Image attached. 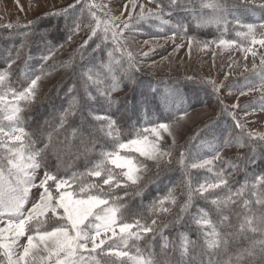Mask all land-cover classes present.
I'll return each mask as SVG.
<instances>
[{"label": "snow or ice", "instance_id": "obj_1", "mask_svg": "<svg viewBox=\"0 0 264 264\" xmlns=\"http://www.w3.org/2000/svg\"><path fill=\"white\" fill-rule=\"evenodd\" d=\"M130 2L134 10L135 0ZM76 5H81V16L71 15L72 24L68 26V39L71 40L72 35L85 31L87 38L82 41L80 47L86 49L94 42V38H100L97 30L101 21L97 19L96 10L107 6L87 3V0H75V4H69L67 8L52 14L70 15V10ZM20 7L23 10V7ZM123 7L126 8L127 5ZM139 7L138 15L133 16L129 12L127 18L123 12L112 15L113 9L108 8L104 13L106 19L103 40H107L108 33L111 32L113 43L123 49L124 45L119 39L122 30H128L131 35L138 23L152 19L159 20L162 24L168 23V20L164 19V7L160 4H157L156 10L146 9L144 5ZM167 7L170 14L172 10L181 7L180 0H168ZM259 7L264 10V4ZM85 12L92 18L86 27L83 21ZM31 26L32 21L25 25L28 28ZM0 27L12 29L20 25L8 23ZM243 27L246 31H238L236 35L243 37L247 44L240 47L245 53V59L248 54L253 57L251 71L253 74L258 72L261 81L259 87L249 84L248 91H241L240 95L259 91L264 101V54L260 55L259 65L255 62L258 55L256 46L264 49V22L247 23ZM177 34L174 33L171 37L173 41ZM195 39L189 37V48ZM236 43L232 39L218 41L219 46L223 47H231ZM181 46L183 45L177 47ZM208 47L209 42H203V48ZM100 48L101 44H97L96 49ZM54 54L55 50L50 48L48 56L43 59L47 61ZM142 54L148 55L147 52ZM128 59L134 66L132 52H128ZM13 63L15 60L10 59L8 67L0 71V88L5 89L0 94V112L4 113L3 118L8 122L7 125H0V264H164L159 258L160 254L152 250V245L160 229L168 226L158 223L161 218L158 214L171 212L168 205H175L176 197L169 191L167 195L154 200L151 204L150 223L139 213L131 214L125 198L143 195L148 183V180L143 178V173L150 167L148 161H152V166L157 169L154 174L157 178L161 171L172 165L179 120L171 124L149 120L148 125L135 131L132 138L122 141V128L113 116L97 114L94 118L99 123L88 127L86 125L90 122L82 114L85 123L79 129L74 128L71 135L79 138L80 145L99 144V158L95 162L89 161L84 172L74 173L71 177L61 176L58 174L59 165L56 171L47 165V155L52 149V134H48V142L44 143L36 132L26 130V116L37 99L38 81L41 76L36 75L25 85L15 86L10 80ZM245 69L248 70L247 66ZM81 79L84 85L88 84V79L83 76ZM205 82L212 83L216 91H219L215 82ZM117 87L118 84L114 82L104 92V99L109 106L112 103L111 92ZM86 95L88 100L96 101V97L91 93ZM87 103L88 101H85L86 106ZM221 107L222 111H229L223 107V101ZM238 107V103L232 105L233 109ZM69 114H74V104L59 117L55 130L65 128ZM91 114L90 111L89 115ZM230 114L240 136H247V141L240 143V146L249 147L252 153L251 156L237 157V161L230 162L236 171H240L238 162L242 159L245 166L253 163L257 148L258 154L264 158V133L247 131L236 113ZM185 116L187 112L179 119ZM164 133L172 138V143L167 147L162 143ZM109 140L111 149L105 151V144ZM237 142H240L239 139ZM56 143L60 148H67L73 141L66 136L64 141ZM37 144L43 146L37 147ZM75 147L78 156L81 149L79 146ZM133 153H138V156ZM186 154L187 149L181 151L176 162L185 172V180L189 185L188 199L180 206L179 212L171 222L189 225V230L196 232L197 237L196 240H190L186 234L181 233L178 248L175 244L172 245L173 254L178 251L179 255L170 264H197L191 257V250L197 247L200 248L198 264H264V174L255 177L251 183L245 181L239 188L233 189L232 174L226 173L221 167L211 182H197L198 187H192L193 178L188 175L189 169L211 172L214 160L221 161V165L225 162L219 152L211 159L191 163L186 162ZM84 155L87 157V151ZM57 158L59 159L58 153ZM40 169L44 170L43 176L37 183V172ZM33 189H40L38 198L30 208H26ZM120 192H123V196ZM220 193L227 194L222 196ZM194 196L206 202L210 200L213 207L197 206V211L189 213V218L185 219L182 214L188 212ZM161 237L165 243L161 246L160 253L167 255L170 242L162 233ZM237 237L246 239L247 244L235 245ZM22 238H25L26 242L22 243ZM140 241L144 242L145 247L140 246Z\"/></svg>", "mask_w": 264, "mask_h": 264}, {"label": "rangeland", "instance_id": "obj_2", "mask_svg": "<svg viewBox=\"0 0 264 264\" xmlns=\"http://www.w3.org/2000/svg\"><path fill=\"white\" fill-rule=\"evenodd\" d=\"M168 5L167 0H161ZM232 3L238 5H261L262 3L258 0H228ZM87 3H95L97 5H106V8L97 9V19L101 21L100 27L97 30L98 35L100 31L103 30L105 15L104 13L108 8H112V15H119L121 12L127 14L132 13L133 16H136L140 12V5H144L146 9H157L158 1L153 0H135L136 8L133 10L131 7L130 0H87ZM197 3H200L197 0ZM208 5L214 10L212 17L214 23L224 26L226 18L221 17L225 10L224 4L218 0H210ZM69 4H75V0H0V25H7L12 23L16 25L19 23L20 27H14L8 29L6 27H0V44H3L6 37L17 38L18 40L24 39L25 44L32 46L33 49L47 50L52 48L55 50V54L44 61L41 66V71L39 75L41 80L38 81V96L29 110H34V120L35 124H41L44 111L42 110L43 106H47V101H49L56 92L62 88L61 86L65 82H75L78 89L81 93H84L85 101H88L87 106L83 105L82 113L86 114L87 120L90 122L86 126L91 127L97 125L99 122L95 120V115L105 114L104 110H101V104L96 101L88 100L86 93H91L92 96H99L98 92H101V96L104 95L106 89H109L108 84L105 79L100 75L97 70V62L93 53L96 55L98 49L93 46H88L86 49H81L80 45L84 39H86V32L80 31L78 34H74L71 37V40L68 39L69 28L68 26L72 24L71 15L76 17L81 16V5H76V7L70 12V15H53L52 13L58 12L63 8H67ZM127 5V7H123ZM162 6V4H160ZM228 5V4H227ZM23 10H21V7ZM163 7V6H162ZM168 10V11H167ZM165 11V20H168L167 24H162L159 20L152 19L148 22L138 23L131 35H129L128 30H122V33L119 37L121 44L124 45L122 49V54H124V64L125 67L120 68L119 64L114 63L112 59L109 60L108 64L105 67V70L109 72L111 76L110 86L115 82L118 84L117 90L119 89V77L123 78L129 74L134 76L137 79L143 80H168L172 82H179L186 88L191 89L192 91L198 92L199 104H197L194 109L187 112V116L183 119L177 118L168 121V123H173L179 120L176 126V148L173 150V163L172 165L160 172V175H163L165 172L169 174L171 171L179 172L180 164L176 161L179 160L180 152L188 148L192 136L205 124L215 120L219 115L226 114L230 112H235L240 120L245 124V128L249 132L253 133H264V101L261 99V92L252 91L247 95L241 96V91H248V85L253 84L259 87L260 77L259 73L253 74L251 71L253 57L251 54L247 55L245 59V53L241 50V45H246L247 41L241 36H233L229 39L235 40L237 43L231 47L219 46V39H213L210 35H183L181 33L175 32L176 25L172 23V20L169 19L171 16L169 14V9L164 8ZM167 11V12H166ZM167 13V14H166ZM236 14V12H235ZM168 16V17H167ZM92 18L87 15L85 12L83 14L84 26L86 27L89 20ZM28 21H32V26L30 28L25 27ZM190 21V20H189ZM95 26V25H94ZM239 27L236 31H246V28ZM174 33L176 35L175 40L173 41L171 37ZM111 35V33H108ZM189 37H195L196 39L192 42L191 48H189ZM95 41V38H94ZM147 41V43H145ZM215 41V43H213ZM203 42H209L208 48H203ZM113 44V43H112ZM62 45V47H61ZM178 45H183L177 47ZM1 46V45H0ZM258 50V55L255 57V62L257 65L260 63V55L264 54V49L256 46ZM113 54L117 56L116 50L113 49ZM128 52H132L135 64L132 65V62L128 59ZM147 52L148 55H143L142 53ZM126 55V56H125ZM111 58V57H110ZM82 59V60H81ZM139 70H135L136 67ZM247 66V71L245 69ZM18 64L13 65V68L17 69ZM135 67V68H134ZM129 75V79H130ZM88 79V84L84 85L83 80ZM90 77V79H89ZM115 77V78H114ZM191 77V79H189ZM125 80V79H124ZM127 81V79H126ZM215 82L216 86L219 87V91L213 87L212 83ZM132 81H127V88L121 93L111 94L112 99L120 98L126 93L131 92ZM130 87V88H129ZM132 91L136 90L140 92L141 95H147L148 93L158 90L161 96V103L165 107L169 108L170 111L176 112L177 109L184 106V94L180 91H176L172 87L164 86L160 88H153L147 83L138 85V87L132 86ZM65 89V88H63ZM156 89V90H155ZM98 91V92H97ZM4 90H0L2 94ZM11 99V97H8ZM221 101H223V107L229 109V111H222ZM239 104V107L236 109L232 108L233 104ZM99 105V106H97ZM97 106V107H96ZM75 110V107H74ZM57 111V109H56ZM56 111L54 115L56 116ZM92 112L89 115V112ZM247 113V115H245ZM4 113L0 112V125H5L1 122ZM85 121L81 124L83 125ZM232 137L230 136L228 140L234 143H226V146L222 148L219 152L222 156L225 164L228 166L233 160H237V157L243 158L247 150L241 148L235 138L243 142V137L240 136L239 130L232 126ZM164 140L162 143L165 147L172 143V138L168 137L166 133L163 134ZM70 140V138H69ZM79 140V138H78ZM226 140V142L228 141ZM79 146L82 152L87 151L86 159H89L91 155H94L98 152L96 149H92L93 144L89 143L86 146L80 145V142L69 145L67 148H60L57 146L54 148L53 157L57 158V153L59 159L64 157L69 149H73ZM91 145V146H90ZM235 145V146H234ZM202 150H199V147L190 155H188L187 162H198L201 159H211L212 156H206L204 151H210L211 145L206 144L203 147L200 146ZM2 150H0V155ZM133 155L138 156V153H133ZM200 155L201 159H197L195 156ZM143 159V158H141ZM52 160V159H51ZM51 160L47 161V164H51ZM242 160V159H241ZM66 166L74 165V162L77 163V157H72L71 160H68ZM221 161L214 160L212 164L213 171L210 173H216L221 169ZM150 167L143 173V178L148 180V183L145 187L157 178L154 174L157 169L152 166L153 162L148 161ZM55 168V167H54ZM54 168L51 170L56 171ZM43 169H40L37 172V183L39 178L43 176ZM207 170H191L189 169V176L193 178L192 187H198L197 182L203 183L206 181L205 173H208ZM183 175V179H180L175 188H169L167 191H163V195L159 198L167 195L169 191L173 192V195L176 197L177 203L172 205L169 203L171 212L158 214L161 218L158 219V223H166L172 219L180 209L187 198L189 185L186 183ZM208 181V180H207ZM211 182V181H209ZM145 189V188H144ZM40 189H33L30 194L29 203L26 205V208H30L32 203L38 198ZM219 192V190H216ZM123 196V192H120ZM223 193H220L222 195ZM156 191L146 189L143 197L137 198V196H130L128 199H134V201L128 202V207L131 209V214L136 212H142L143 209L150 210L151 213V204L154 200L158 198ZM195 197V196H194ZM203 204L210 205L213 207L209 201H204ZM132 202V203H131ZM198 203V202H197ZM200 205V204H199ZM150 207V208H149ZM197 210V208H196ZM152 214V213H151ZM142 215V213H141ZM215 219V215L213 217ZM21 242H26L25 238H22ZM234 243L239 244V237L234 241ZM235 244V245H236ZM122 246V245H121Z\"/></svg>", "mask_w": 264, "mask_h": 264}, {"label": "trees", "instance_id": "obj_3", "mask_svg": "<svg viewBox=\"0 0 264 264\" xmlns=\"http://www.w3.org/2000/svg\"><path fill=\"white\" fill-rule=\"evenodd\" d=\"M159 2V4H162V6L166 9H168L167 4L162 2L161 0H156ZM168 1V0H167ZM200 3H197V0H180L181 7L178 9H174L171 11V14L168 16L169 19L172 20V23L175 24L176 29L175 32L181 33L183 35H210L213 37V39L218 38H225L229 39L236 35V31L239 27L240 29L243 28L244 24L247 23H254L259 24L261 22H264V10H261L259 7L260 5H252V4H246V5H238L235 3H232L228 0H218L222 4L226 5L225 10L221 17H224L227 19L225 21L224 26L214 23L215 17H212L214 14V10L209 7L208 5L211 4L210 0H199ZM262 4H264V0H258ZM228 4V5H227ZM168 11V10H167ZM166 11V12H167ZM236 12V14H235ZM167 14V13H166ZM167 16V17H168ZM190 20V21H189ZM239 21L240 23H237ZM104 29V27H103ZM111 33V32H109ZM100 38H95L94 42L90 43V47H96L97 44H101V48L98 49L97 54L93 55L97 59L96 62L98 64L97 70L99 71L100 75L105 79L106 83L108 84V87L110 88L111 83V76L109 72L105 70L106 65L108 64L109 60L112 59L114 63L119 64L120 68L125 67L123 58L124 54H122V49L119 45L113 43L111 39V35L108 34V39L103 40L104 32L103 30L100 31L99 35ZM6 40H4L3 44H0V71H4L8 67V62L11 60H15V63L11 66V73H10V80L13 85L15 86H21L25 85L30 79L35 78L36 75H39L41 71V66L43 62L45 61L43 57L48 56L49 52L47 50H41V49H33L32 46L26 45L24 39L18 40L17 38L13 39L10 37H6ZM103 40V43H102ZM113 43V44H112ZM113 49L116 50L117 56L115 57L113 54ZM111 53V54H109ZM126 56V55H125ZM111 57V58H110ZM125 59V58H124ZM82 60V59H81ZM18 64V68H13V65ZM136 67V66H135ZM134 67V68H135ZM138 69L137 67L135 70ZM130 75V74H129ZM128 76H124L123 78L119 77V89L112 91V93L117 94L121 93L127 88V81H132L130 84L131 92L126 93L120 98H114L112 100L111 105L105 101L104 95L101 96V92H98L99 96L96 100L99 101L101 104L99 106L101 110H104L106 115L113 116L117 121L118 124L121 126L123 135L120 137L122 141H126L127 139L132 138L135 131H138L148 125L149 120L151 121H171L178 116L182 115L184 112H189L194 107L199 104V94L198 92L192 91L191 89L186 88V86H183L179 82H170L168 80H143V79H137L134 76L130 79ZM259 75V74H258ZM260 77V76H259ZM27 78V79H26ZM115 78V77H114ZM125 79V80H124ZM127 79V81H126ZM261 80V77L260 79ZM143 83H147V85H150V87L153 88H160L164 86H169L175 89L176 91H180L184 94V106L177 109L176 112L170 111L169 108L165 107L161 103V96L160 92L155 91V93H148L147 95H141L140 92H138L135 88V90L132 91L133 87H138V85ZM77 83L73 82H65L57 92L52 96V98L47 101V106H43L42 110L45 112L42 118L41 124H35L33 122L34 120V110H28V114L26 116L27 124H26V130L29 132H36L37 135L41 136V139L44 141V143L48 142V134H52V149L48 152L47 155V161L51 160V164H47L50 169L54 168L57 169V165H59V172L58 174L61 176H68L71 177L74 173H81L85 171L86 165L89 161L95 162L99 158V154L101 151L100 145L96 144L95 146H91L92 149L98 150V152L94 155H91L89 159H86L84 152L80 150L79 155L76 154V149H69V152L62 158L56 159L53 157L54 148L59 146L56 142L57 141H64L65 137L67 136L72 140L74 143H77L78 137H73L71 134L73 132V129H79L80 123L82 124L84 122V119L82 118V109L85 101L84 93L80 92L75 85ZM73 85L75 87L73 88ZM129 87V88H130ZM65 88V89H63ZM71 89V90H70ZM155 89V90H156ZM0 90H4L0 88ZM74 104L75 110L74 114H69L67 117V124L65 125L64 129H57L58 123H59V117L64 114L65 110L69 109L71 105ZM96 106V107H97ZM57 109V111H56ZM56 111V116L54 115V112ZM83 116H86V114H83ZM4 117V116H3ZM1 122L5 125H7V121L4 120V118L1 119ZM70 125V126H69ZM232 126L233 119L231 114L226 113L219 115L215 120L205 124L203 127H201L196 133L192 136L190 143L187 148V154H186V162L188 155L194 152L198 147L201 151L203 147L206 144L211 145L210 151H204L206 156H213L216 152H220L223 147L226 146V143H228L231 140H228V138L233 136L231 133L233 131ZM239 130V129H238ZM243 142L247 141V136H242ZM237 141V138H235ZM226 140H228L226 142ZM234 139L232 138V141L230 145L234 143ZM240 141V143H243ZM239 144V143H237ZM240 145V144H239ZM43 144H37V147H42ZM235 146V145H234ZM252 147H255V145H252ZM245 150L249 149V147H241ZM111 149V141L109 140L104 147V150H110ZM185 151V150H184ZM257 155L255 158V161L253 163L247 164L245 166L243 160H240L239 167L240 171H236V169L231 165V163L227 166L225 163L220 166L223 167V170L226 173H231L233 177V189L239 188L242 184L245 183V181H248L251 183L255 177L264 174V158H262L259 153V148H257ZM2 154V153H1ZM248 156H251L252 153L248 150L247 153ZM77 157V163L74 162V165L72 166H66L68 164V160H71L72 157ZM197 159H201L200 155L195 156ZM237 161V160H233ZM185 174L184 170L182 169L181 165L179 166V172L171 171L169 174L165 172L163 175L159 176L158 178H155L149 184L145 187L144 193L146 189H152L156 191L157 197L163 195V191H167L169 188H175L177 182L180 179H183V175ZM189 175V174H188ZM216 173H205L204 176H206V180L212 181L215 177ZM185 178V176H184ZM143 193V194H144ZM120 194V193H119ZM227 193H223V195H226ZM121 195V194H120ZM142 196H137V198H141ZM135 199V198H134ZM134 199L131 200L128 199V197L125 198L127 204L130 201H134ZM188 199V195L186 200ZM130 200V201H129ZM185 200V201H186ZM198 202V203H197ZM132 203V202H131ZM200 204V205H199ZM197 206L201 208H211L210 205L203 204L201 200L198 198H193V202L191 206L188 209V212L183 213V217L185 219L189 218V213H195L197 210ZM151 207V206H150ZM149 207V208H150ZM145 218L148 219V222L150 223V218L152 217V214L150 213V210H147L146 208H142V212H139V214ZM136 214V212L134 213ZM214 217V213L212 214ZM172 219H170L167 224L168 226L162 227L160 229V232L157 233L155 241L152 245V250L156 253L160 254L159 258L164 262V264H170L172 260H175L177 256L179 255L178 251L173 254L172 245L175 244L178 248L179 245V235L181 233H184L188 236L190 240H196L197 234L194 231L189 230V225H184L181 223H172ZM161 233L163 237L167 238L169 243V250L168 254L164 255L160 253L161 246L165 243L164 239L161 237ZM240 243L236 244L237 246H243L247 244V240L243 237H239ZM131 243V242H130ZM140 246L143 248L145 247L144 242L140 241ZM135 251L134 249L132 250ZM191 257L194 258L197 261V264L200 260V248L197 247L194 250H191ZM207 259V257H205Z\"/></svg>", "mask_w": 264, "mask_h": 264}]
</instances>
